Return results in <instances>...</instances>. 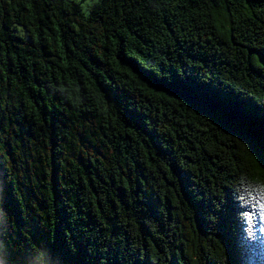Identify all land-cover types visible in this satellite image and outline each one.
<instances>
[{"label":"trees","instance_id":"1","mask_svg":"<svg viewBox=\"0 0 264 264\" xmlns=\"http://www.w3.org/2000/svg\"><path fill=\"white\" fill-rule=\"evenodd\" d=\"M261 149L264 0H0V264H264Z\"/></svg>","mask_w":264,"mask_h":264},{"label":"rangeland","instance_id":"2","mask_svg":"<svg viewBox=\"0 0 264 264\" xmlns=\"http://www.w3.org/2000/svg\"><path fill=\"white\" fill-rule=\"evenodd\" d=\"M78 3L81 7V10L85 16H88L92 7L99 3L101 0H73Z\"/></svg>","mask_w":264,"mask_h":264},{"label":"snow or ice","instance_id":"3","mask_svg":"<svg viewBox=\"0 0 264 264\" xmlns=\"http://www.w3.org/2000/svg\"><path fill=\"white\" fill-rule=\"evenodd\" d=\"M253 151L254 152L256 151V148L254 146H253ZM257 158L259 159L260 165H264V149H261V151L257 153ZM95 264H99V256L96 257Z\"/></svg>","mask_w":264,"mask_h":264}]
</instances>
